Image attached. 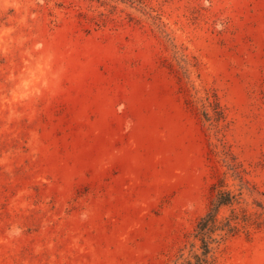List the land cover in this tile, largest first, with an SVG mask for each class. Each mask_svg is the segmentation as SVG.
Returning a JSON list of instances; mask_svg holds the SVG:
<instances>
[{
	"label": "rangeland",
	"instance_id": "obj_1",
	"mask_svg": "<svg viewBox=\"0 0 264 264\" xmlns=\"http://www.w3.org/2000/svg\"><path fill=\"white\" fill-rule=\"evenodd\" d=\"M219 191L264 264V0H0V264L194 262Z\"/></svg>",
	"mask_w": 264,
	"mask_h": 264
},
{
	"label": "trees",
	"instance_id": "obj_2",
	"mask_svg": "<svg viewBox=\"0 0 264 264\" xmlns=\"http://www.w3.org/2000/svg\"><path fill=\"white\" fill-rule=\"evenodd\" d=\"M234 196L230 194V192H217L215 199L211 202V206L209 207V210L207 213L202 216L199 221L197 222L196 229H195V235L194 237H198V239L201 242V253L200 254H194V262L186 261L185 264H204L206 262V257L210 252L209 243L210 237L208 236L213 229L215 228V222H216V214L218 212V209L222 205L230 204L232 201H234ZM227 227V232L232 231L235 229V226H230L229 222L225 225ZM223 230V228L221 229Z\"/></svg>",
	"mask_w": 264,
	"mask_h": 264
}]
</instances>
